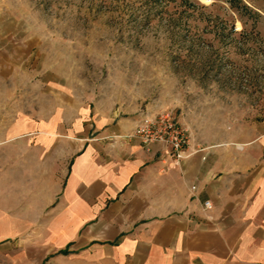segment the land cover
I'll list each match as a JSON object with an SVG mask.
<instances>
[{
    "label": "crops",
    "instance_id": "obj_1",
    "mask_svg": "<svg viewBox=\"0 0 264 264\" xmlns=\"http://www.w3.org/2000/svg\"><path fill=\"white\" fill-rule=\"evenodd\" d=\"M27 42L0 39V264H264V116L174 164L123 138L136 112L34 78Z\"/></svg>",
    "mask_w": 264,
    "mask_h": 264
},
{
    "label": "rangeland",
    "instance_id": "obj_2",
    "mask_svg": "<svg viewBox=\"0 0 264 264\" xmlns=\"http://www.w3.org/2000/svg\"><path fill=\"white\" fill-rule=\"evenodd\" d=\"M0 39L36 50L34 78L138 119L167 114L188 141L233 112L264 116V0H0Z\"/></svg>",
    "mask_w": 264,
    "mask_h": 264
},
{
    "label": "built area",
    "instance_id": "obj_3",
    "mask_svg": "<svg viewBox=\"0 0 264 264\" xmlns=\"http://www.w3.org/2000/svg\"><path fill=\"white\" fill-rule=\"evenodd\" d=\"M123 138L137 140L145 151L152 145H158L174 164L186 157L187 134L164 113L141 116ZM204 207L207 208L208 203H205Z\"/></svg>",
    "mask_w": 264,
    "mask_h": 264
}]
</instances>
